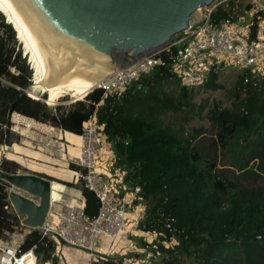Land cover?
<instances>
[{
  "label": "trees",
  "instance_id": "16d2710c",
  "mask_svg": "<svg viewBox=\"0 0 264 264\" xmlns=\"http://www.w3.org/2000/svg\"><path fill=\"white\" fill-rule=\"evenodd\" d=\"M243 7L226 0L210 18L213 22L236 20ZM5 12L0 7V126L10 125L12 111L79 135L83 123L96 114L105 125L117 166L126 171L128 188L141 186L142 199L135 201L145 206L139 229L158 233L155 248L138 238L141 247L157 257L138 264H188L187 260L189 264H264V81L246 83L249 72L238 73L233 105L211 109L214 134L209 139L203 127L190 126L202 116L205 103L195 101L196 87L187 88L174 79L165 52L164 64L121 94H107L97 87L84 100L53 112L46 102L23 91L32 77L37 79L36 69L33 62L34 71L30 68L18 48L20 36ZM178 48L175 45L172 50ZM220 76L221 69H213L200 87L223 88ZM18 113L13 115L17 125L22 124ZM169 113L177 115L175 123L162 118ZM205 139L211 143L207 145ZM8 140L9 131L0 132V144ZM9 164L2 162V169L13 173ZM69 166L80 169L73 163ZM10 186L0 178V239L15 232L22 220L10 201ZM79 187L86 199L85 212L95 217L98 197L89 188ZM173 238L176 243L167 246L165 242ZM31 248L37 257L42 255L43 263L52 260L54 241L37 228L26 236L21 252ZM91 264L124 261L111 256Z\"/></svg>",
  "mask_w": 264,
  "mask_h": 264
},
{
  "label": "built area",
  "instance_id": "2783aa9c",
  "mask_svg": "<svg viewBox=\"0 0 264 264\" xmlns=\"http://www.w3.org/2000/svg\"><path fill=\"white\" fill-rule=\"evenodd\" d=\"M216 6L210 10L205 9L207 12L204 13L203 21L184 30L169 46L127 68L118 70L106 82L98 83L84 95L87 96L97 87L104 89L107 94H121L142 75L164 64V52L168 56L174 79H179L187 88L202 85L213 69H223L228 64L237 65L241 72H249L245 78L246 83L253 79L256 83L264 81V2L252 0L250 10L255 16L246 26L237 19L213 22L210 15ZM175 45L179 48L173 51L172 47ZM84 95L83 99L79 100H84ZM79 135L82 139L79 145L80 155L70 156L72 160L75 158L74 161L80 167L76 171L78 184L94 191L98 197L99 212L95 217L85 212L86 199L80 188L81 195L57 211L54 222L45 221L44 225L38 227L42 236L54 241L55 248L49 262L91 264L99 258L104 259L112 255L115 257L116 254L127 255L132 248L144 251L146 248H138L127 237L134 224H137L136 227L143 236L154 237L147 242L155 248L154 241L158 233L139 229L145 212L143 204V211L136 215L135 222L131 221L130 208L136 200L142 199L139 195L141 186H136L132 190L128 188L125 182L126 171L117 166L116 154L106 135L105 125L98 121L96 114H93L83 123V131ZM6 146L0 144L2 149ZM34 196L35 199H31L40 201L37 199L39 196ZM31 231L24 234L23 238H18L20 244L16 248L12 247V243L0 242L2 252L0 264H21L26 254H31L30 256L37 260L34 248L21 252V245ZM165 243L170 246L176 243V239ZM67 255H73L72 261ZM123 261L124 264H138L143 260L124 257Z\"/></svg>",
  "mask_w": 264,
  "mask_h": 264
},
{
  "label": "water",
  "instance_id": "95a60500",
  "mask_svg": "<svg viewBox=\"0 0 264 264\" xmlns=\"http://www.w3.org/2000/svg\"><path fill=\"white\" fill-rule=\"evenodd\" d=\"M11 1L54 78L100 83L118 70L166 48L176 35L201 23L203 9L214 0ZM32 82L31 79L26 88ZM0 178L40 197L36 202L16 191L9 193L15 211L24 216V225H44L52 203L51 180L2 169Z\"/></svg>",
  "mask_w": 264,
  "mask_h": 264
},
{
  "label": "rangeland",
  "instance_id": "374dc122",
  "mask_svg": "<svg viewBox=\"0 0 264 264\" xmlns=\"http://www.w3.org/2000/svg\"><path fill=\"white\" fill-rule=\"evenodd\" d=\"M223 1L226 0H215L214 6H216L218 3ZM262 1L264 2V0ZM251 2L252 0H235V5L239 4L244 6L243 7L244 9L241 8L242 12L241 14L238 15L237 19L241 22V24L245 26L250 24L253 17L255 16V14L254 13L252 14L250 10L245 9V6L247 4L251 5ZM211 8L212 7H210L209 10ZM215 8H213L212 11ZM203 12L206 13L207 10L203 9ZM179 35H176L173 38V40L178 39ZM19 36L22 42L19 40L20 46L18 48H20L23 51V57H26L27 63L30 64L31 69H33L32 65L34 64L36 69V76L38 77L40 71L36 63H34L35 61L34 56L31 53L30 49L27 47L25 40L21 38V34H19ZM30 55L33 64L30 59ZM240 72H241L240 68L237 65L228 64L227 67L221 69L220 81L223 83V88L216 91H206L200 86L196 87L197 94L195 95V101L198 104L205 103V106L202 111V116L195 117L190 122V126L203 127L207 135L206 136L207 139L212 137V135L214 134V128L212 127V123L209 118L211 109L213 108L214 105H219L222 108L230 107L233 105L234 81L236 79V76ZM31 79H33V77ZM33 84L34 82H32V84L29 85L27 88H24L23 91H26V93L31 97H33L32 94H34V96L38 97V99L46 102L53 112H55L56 108L59 106L63 107L64 110L68 109L73 104V102H75L76 100L78 101L79 99H83L82 98L83 94L80 93L73 94L71 88H68L67 92H63L60 96H56V94L53 95L46 90L37 91L36 89H34ZM84 97L86 96L84 95ZM15 113L9 114L10 125L0 126V132H5L6 130H8L9 134L13 133L14 135L12 137L15 138L13 141L11 139V136L9 135V142L8 144H6L7 146L4 147L3 149L0 148V169H2L1 166L2 162L5 161L10 162L9 166L12 168V170L15 173H19V174H36L38 172H36L34 169L37 165L42 164L44 165V167L47 166L49 170H51V173H48V175L52 177L48 175H46V177L51 178L50 180L52 181H58L64 185V192H61L62 195L61 199H59V201L57 202L52 203L51 205V207L53 208L51 213L54 215L56 211L61 210L62 208H65L67 204L72 203L73 199L76 198L77 195L79 194L78 191L80 187L78 184L70 185L71 182L62 181V180H65L68 176L69 178L72 177L70 170H67L68 171L67 172L63 169H68L67 167H70L69 165L72 163L78 166L77 162L74 161L75 158H73L74 160H72L70 155H72L73 157H79L80 155L79 145L81 143L80 139H78L77 137L71 138L72 134L66 133V131H63L62 128L56 126L50 121L45 122V121L36 120L20 113L18 114L22 115L21 117L22 124L17 125L12 120L13 115ZM176 116L177 115L169 113V114H164L162 118H164L166 121L170 123H175ZM207 139H205L204 142L208 145V143H211V141ZM13 144L15 146H13ZM41 157H44L43 161L40 159ZM48 157L49 160L47 159ZM66 161L69 162V164H67ZM221 163L223 162L218 161L219 167H222ZM56 171H60V172L56 173ZM10 191H16L26 197L35 199V196L32 195L31 193L12 185L9 187V193ZM37 199L39 200L40 198ZM142 207H143L142 203L139 204H135V202L133 203V205L130 208L132 212L131 214L132 222L133 221L135 222L136 215L141 213L140 208ZM49 218L50 215L48 216V219ZM21 219L22 220L20 225H16V227L14 228L16 229V231L13 233H9L8 234L9 236L5 238H9L10 235H12L10 239L14 237L15 239L18 240V238H20L23 234H26L28 233V231L34 229L33 227L24 225L23 224L24 218ZM136 225L137 224L131 226V229L129 230L127 237L128 239H131L132 242H134L138 248H141L140 241H138V238L140 239L143 238L145 241L148 240L151 241L154 239V237L151 235L143 236L142 233L137 229ZM1 253L2 252L0 251V256ZM41 256L42 255L37 257L36 264L49 263V261L43 263V261H41ZM67 256L69 257L70 261H72L73 255H67ZM115 257L117 259H122V258L124 259V257L128 259L130 257H136L142 259L143 261H149V260L152 261L157 259V257L151 254L148 250L145 249L144 251H137L136 248L135 249L132 248V250H129L127 255L116 254ZM187 262L189 264V260H187ZM53 264H57L56 261L53 262Z\"/></svg>",
  "mask_w": 264,
  "mask_h": 264
},
{
  "label": "bare ground",
  "instance_id": "6f19581e",
  "mask_svg": "<svg viewBox=\"0 0 264 264\" xmlns=\"http://www.w3.org/2000/svg\"><path fill=\"white\" fill-rule=\"evenodd\" d=\"M214 2L215 0L212 3H210L208 6H206L205 9L209 10L210 7H213ZM0 7L1 8L3 7L4 12L6 11L12 17V21H14L13 23L18 31V34H21V38L25 40L27 47L30 49L31 53L34 56L35 59L34 63H36V65L39 67V71H40L39 75L36 80L35 79L33 80L34 89H36L37 91L46 90L53 95L56 94V96H60L63 92H67L68 88L72 89L73 94L80 93L84 95L85 93L89 92L92 88L96 87L98 83L95 81H82V80H69V79L60 80L54 78L41 49L39 48L35 38L33 37L21 13L13 4V2L11 0H0ZM9 14H7L8 17H10ZM75 136L78 139H80V142L82 143L81 136L80 135H75ZM61 192H64V185L58 181H51L52 203L57 202L59 201V199H61L62 196ZM0 242L12 243V247L15 248L20 244V241H17L16 239L13 238L4 239V240L0 239ZM30 255L31 254H26V256L21 260V264H36L34 257Z\"/></svg>",
  "mask_w": 264,
  "mask_h": 264
},
{
  "label": "crops",
  "instance_id": "0c3cea01",
  "mask_svg": "<svg viewBox=\"0 0 264 264\" xmlns=\"http://www.w3.org/2000/svg\"><path fill=\"white\" fill-rule=\"evenodd\" d=\"M250 10V9H249ZM251 12H252V10H250ZM238 20V19H237ZM241 23V22H240ZM13 113H15V112H13ZM31 118V117H30ZM34 119V118H33ZM12 120H13V118H12ZM14 122V121H13ZM63 131H66V130H63ZM66 132H68V131H66ZM69 133V132H68ZM72 135H71V138L72 137H76L73 133H71ZM10 136H11V139L14 141V139L15 138H13L12 136L14 135L13 133H11V134H9ZM70 141H72V140H70ZM8 142H9V140H8ZM8 142H7V144H8ZM13 146H15L14 144H13ZM47 157V156H46ZM37 158V157H36ZM43 158L44 157H41L40 159L43 161ZM48 160H49V157L47 158ZM47 161V160H46ZM66 163L67 164H69V162H67L66 161ZM41 165V166H40ZM40 165H37L36 167H35V171L36 172H38V173H36V175H39V176H41V177H45V178H48V177H46V175H48V173H51V170H49V168L47 167V166H45L44 167V165H42V164H40ZM35 166V165H34ZM68 169H63V170H65V171H67V170H70V172H71V175H72V177H70L69 178V176L65 179V180H62V179H60V180H62V181H69V182H71V184L70 185H77L78 184V176H77V174H76V169H72L71 167H67ZM60 171H56V173H59ZM68 172V171H67ZM11 173V172H10ZM13 173H15V172H13ZM45 176H44V175ZM48 176H50V175H48ZM50 177H52V176H50ZM48 179H51V178H48ZM52 181V180H51ZM80 189V188H79ZM79 192V194L77 195V197L78 196H80L81 195V191L79 190L78 191ZM71 204V203H70ZM67 205H69V204H67ZM143 208V207H142ZM142 208H140V210L141 211H143V209ZM52 207H51V209H50V212H49V214H48V216L50 215V218L48 219V216H47V219H46V221H48V222H54L55 221V219H56V213L53 215L51 212H52ZM59 211V210H58ZM57 212V211H56ZM53 215V216H52ZM21 218H24V217H21ZM24 235V234H23ZM23 235L20 237V238H23ZM13 239H15L14 237H12ZM4 239H10V237L9 238H3V239H1V240H4ZM17 240V239H16ZM19 240V239H18ZM17 240V241H18ZM112 256H114V255H112Z\"/></svg>",
  "mask_w": 264,
  "mask_h": 264
}]
</instances>
